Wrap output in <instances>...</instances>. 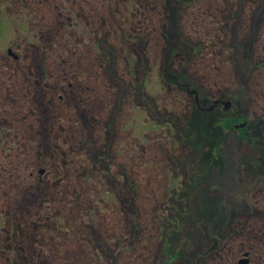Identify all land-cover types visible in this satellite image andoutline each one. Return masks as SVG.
<instances>
[{"label":"rangeland","instance_id":"1","mask_svg":"<svg viewBox=\"0 0 264 264\" xmlns=\"http://www.w3.org/2000/svg\"><path fill=\"white\" fill-rule=\"evenodd\" d=\"M0 227V264H264V0H0Z\"/></svg>","mask_w":264,"mask_h":264},{"label":"flooded vegetation","instance_id":"2","mask_svg":"<svg viewBox=\"0 0 264 264\" xmlns=\"http://www.w3.org/2000/svg\"><path fill=\"white\" fill-rule=\"evenodd\" d=\"M8 56H9V58H12V59H14V60H19V56L18 55H16L15 53H13V51L12 50H8ZM217 107H221V106H218L217 105ZM243 123L245 124V126L243 127L244 129L246 128V126H247V122H246V120H243ZM242 128V129H243ZM6 142H7V140H6ZM45 170H40L39 171V175H40V177L41 176H43V175H45ZM30 177H32V178H34V175H33V173L32 174H30ZM39 183H41L40 181H39ZM51 228H53V229H51ZM57 228V229H56ZM33 231H35L36 230V228H34V229H32ZM32 230H30V231H32ZM47 230V232H45ZM21 231L22 230H20L18 227H0V253H2V254H9V250H7V249H5L4 247H2V245L4 244V245H7V242H10L12 245H15V243L17 242V239L20 237V235H21ZM58 231H60V227H48V229L47 228H43V227H41V228H39V230H38V232H41V235L42 236H44V235H46V237L48 238V240H49V242H48V244H50V243H52V244H54L55 245V243L59 240V238H60V234H59V232ZM45 233V234H44ZM59 242V241H58ZM244 254H246V257H249V253L248 252H246V253H244ZM244 254H243V258H245L244 257ZM10 257V256H9ZM11 259V260H10ZM10 259H9V263H7V264H24V263H22V262H20L18 259L17 260H13L11 257H10ZM242 259V258H241ZM240 259V260H241ZM247 259V258H246ZM239 260V261H240ZM247 264L249 263V260L247 259ZM57 262H58V264H59V259H57Z\"/></svg>","mask_w":264,"mask_h":264},{"label":"water","instance_id":"3","mask_svg":"<svg viewBox=\"0 0 264 264\" xmlns=\"http://www.w3.org/2000/svg\"><path fill=\"white\" fill-rule=\"evenodd\" d=\"M219 103V102H218ZM217 102L214 103L213 106H211L209 109H213L215 107L216 104H218ZM225 110H227L230 106V103L229 102H224L221 104ZM245 126V124L243 123L242 125L239 126V128H243ZM244 257H246V254H244ZM247 259L246 258H242L238 264H247Z\"/></svg>","mask_w":264,"mask_h":264},{"label":"trees","instance_id":"4","mask_svg":"<svg viewBox=\"0 0 264 264\" xmlns=\"http://www.w3.org/2000/svg\"><path fill=\"white\" fill-rule=\"evenodd\" d=\"M239 131H243V129H240Z\"/></svg>","mask_w":264,"mask_h":264}]
</instances>
